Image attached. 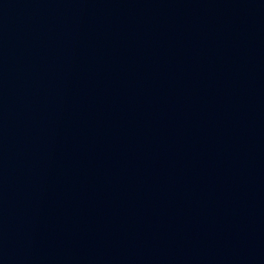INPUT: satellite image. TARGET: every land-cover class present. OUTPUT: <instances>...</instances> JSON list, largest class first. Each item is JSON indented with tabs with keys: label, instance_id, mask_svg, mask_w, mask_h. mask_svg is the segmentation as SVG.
Listing matches in <instances>:
<instances>
[{
	"label": "water",
	"instance_id": "water-1",
	"mask_svg": "<svg viewBox=\"0 0 264 264\" xmlns=\"http://www.w3.org/2000/svg\"><path fill=\"white\" fill-rule=\"evenodd\" d=\"M0 264H264V0H0Z\"/></svg>",
	"mask_w": 264,
	"mask_h": 264
}]
</instances>
